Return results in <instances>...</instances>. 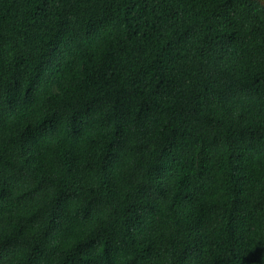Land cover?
Returning <instances> with one entry per match:
<instances>
[{
    "label": "trees",
    "instance_id": "16d2710c",
    "mask_svg": "<svg viewBox=\"0 0 264 264\" xmlns=\"http://www.w3.org/2000/svg\"><path fill=\"white\" fill-rule=\"evenodd\" d=\"M0 264H264V0H0Z\"/></svg>",
    "mask_w": 264,
    "mask_h": 264
},
{
    "label": "snow or ice",
    "instance_id": "6c2138e0",
    "mask_svg": "<svg viewBox=\"0 0 264 264\" xmlns=\"http://www.w3.org/2000/svg\"><path fill=\"white\" fill-rule=\"evenodd\" d=\"M39 79V76H37V80ZM41 131H44V130H41ZM117 151H119V149H117ZM110 166V165H109Z\"/></svg>",
    "mask_w": 264,
    "mask_h": 264
}]
</instances>
